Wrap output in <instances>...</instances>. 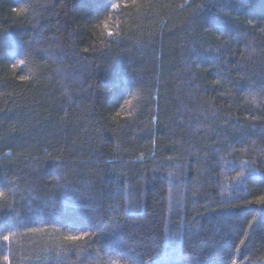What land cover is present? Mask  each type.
<instances>
[{
  "label": "trees",
  "instance_id": "1",
  "mask_svg": "<svg viewBox=\"0 0 264 264\" xmlns=\"http://www.w3.org/2000/svg\"><path fill=\"white\" fill-rule=\"evenodd\" d=\"M212 2L0 0V264H264V0Z\"/></svg>",
  "mask_w": 264,
  "mask_h": 264
},
{
  "label": "snow or ice",
  "instance_id": "2",
  "mask_svg": "<svg viewBox=\"0 0 264 264\" xmlns=\"http://www.w3.org/2000/svg\"><path fill=\"white\" fill-rule=\"evenodd\" d=\"M185 3L187 4L188 3V0H185ZM120 7H121V5L118 4V3L112 4V8L113 9H119ZM123 7L124 8L140 7V4L138 3V0H131V3H125L123 5ZM206 7L207 8H214L218 13H220L221 15H223L225 17H228L229 16V11L227 10V8H226L225 5H218L216 3H213L212 0H209V3L207 5L206 4H200V5H198L197 6V10L204 9ZM24 11H25L24 8H21V9H13V12H14V14H15L16 17H20ZM110 19H111V17L109 16L107 19H105L103 21V26H104L105 29L108 28V22H109ZM250 26H251V22H250ZM217 31H220L221 32V35L224 34L223 31H222V27L221 26H217ZM107 35L109 37H112L114 35V33L112 31H108L107 32ZM217 40H220V37L219 36H217ZM227 43H228V40H224L222 42V44H227ZM83 51L84 52H88L89 49L88 48H84ZM12 67H13V69L21 68V71H23L24 68L26 67V60H25V58L22 57L18 61L13 62L12 63ZM217 78H219V76ZM19 79L21 81H26L28 79V77L25 76V75H20L19 76ZM125 104L128 105V106H130L132 104V101L131 100H126L125 101ZM119 116H120V113L117 112L115 114V116L111 117V119L115 121ZM45 151H47V150L45 149ZM168 159H172V157H168ZM240 163H241V171L238 173V179L242 180L243 174L245 172H252L253 169H251V168H245L244 167L245 165L248 164V161H241ZM3 196H4V193L3 192H0V199H2ZM251 203H254V204H257V205H264V195L259 196L257 199H255ZM30 231L35 233V232L42 231V229L41 228H31ZM12 235L13 234L3 235L2 236V241L4 243L10 242L11 239H12ZM88 235H90V233L88 231H83L82 230L81 234H76V235L68 234V235H64L62 237V239H63V241L66 244H76L77 242L85 241ZM243 243L244 242L241 241V244H243ZM237 251H239V249H237ZM261 259H264V257H261ZM8 260H9L8 256L5 255L3 257V261L5 262V264H8ZM233 264H235V261H233Z\"/></svg>",
  "mask_w": 264,
  "mask_h": 264
}]
</instances>
